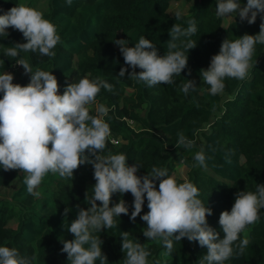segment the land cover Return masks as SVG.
Instances as JSON below:
<instances>
[{"label": "trees", "instance_id": "1", "mask_svg": "<svg viewBox=\"0 0 264 264\" xmlns=\"http://www.w3.org/2000/svg\"><path fill=\"white\" fill-rule=\"evenodd\" d=\"M169 1L72 0L69 5L65 0H47V8L39 11L56 26L60 36V42L53 49L55 56L38 52H21L16 58L4 56V47L26 42L21 32L9 28L7 36H0V60H3L0 73L10 72L13 83L28 84L31 74H26L22 66H15L18 59L24 58L33 71L52 72L60 94L75 71L79 79L99 77L111 84V91L101 86L95 102H106L113 107L103 120L118 142L112 144L107 139L100 155L124 154L129 166H138V176L146 175L154 166L167 169L172 176L176 164L185 163L190 169L186 181L198 188V198L211 209V215H206L207 223L222 238L218 223L221 211L231 210L237 191L254 192L256 184H264V44L255 45L248 76L243 80L225 78L221 94L209 93L200 71L208 68L225 38L234 40L244 34H257L261 14H257L252 24L237 14L223 26V17L216 15L217 0H184L191 3L190 13L181 14L180 19L175 13H168ZM238 2L244 6L247 0ZM18 3L19 0H0V14ZM190 20L194 21L197 31L190 37H180L176 43L183 48L181 41L190 39L196 45L187 51V66L180 75L172 77L171 84L149 87L128 76L133 69L125 64L114 40L123 39L132 47L144 36L163 55L168 51L172 25L179 24L186 29ZM121 67L127 69L124 77L118 76ZM187 80L194 81L196 87L185 94L181 88ZM141 108H144L143 114L139 112ZM90 114L96 115L92 110ZM127 118L138 127H132ZM207 124L208 132L202 133ZM178 133L194 141V147H175ZM199 133L203 138L201 144L197 140ZM197 151H203L206 166L193 167ZM86 155L90 154L86 152ZM93 173V166L85 163L74 170L72 178L54 175L51 192L43 199L45 208L39 211L33 205L34 194L27 191L25 175L0 167V186L9 184L15 177L22 181L12 196L13 202L0 199V246L17 249L29 264H69L67 254L61 251V241L73 239L67 226L76 218L77 205L89 207L85 193L89 197L93 194ZM175 179L178 183L185 182ZM121 199L128 207V214L115 217L116 227L93 233L103 242L101 249L108 264H124L123 232H128L129 239L150 252L148 264H200L206 248L196 241L173 238V251L167 254L162 243L144 237L146 223L140 215L148 211L146 198L141 214L134 221L129 218L134 199L131 193L112 194L110 206ZM15 204L19 206L17 211L13 208ZM65 208L70 209L66 217ZM259 216L258 222L240 233L233 245V255L224 264H264V208L259 210ZM14 217L15 226L8 225ZM244 238L249 244L241 254L237 245ZM95 264H100L99 260Z\"/></svg>", "mask_w": 264, "mask_h": 264}, {"label": "clouds", "instance_id": "2", "mask_svg": "<svg viewBox=\"0 0 264 264\" xmlns=\"http://www.w3.org/2000/svg\"><path fill=\"white\" fill-rule=\"evenodd\" d=\"M65 2L71 5L72 0ZM258 13L262 22L257 34H244L234 40L225 38L219 52L211 57L208 68L201 69L200 75L211 95L223 92L225 78L245 79L253 66L255 45L264 44V0H247L244 6L238 0H217L218 17L238 14L241 20L252 24ZM175 16L180 19L181 12L177 11ZM188 25L186 29L179 24L172 25L168 33V51L163 55H159L155 45L144 36L132 47L123 39L114 40L125 64L133 69L128 76L149 87L171 84L172 77L180 75L187 66V51L196 45L190 39L181 41L183 48L176 43L180 37L195 34L194 21L190 20ZM9 28L21 32L26 42L4 47V56L16 58L21 52L55 56L53 49L60 42V36L56 26L45 19L41 11L24 4L9 8L0 14V36H7ZM16 64L31 75L29 83L22 86L13 83L12 73H0V93L3 94L0 96V167L26 173L24 183L27 191L34 195H38L35 189L49 172L67 179L72 178L74 170L82 164L89 163L94 169L93 194L89 197L85 193L89 207L77 205L76 218L67 226L73 239L61 241V251L67 254L69 264H95L97 260L100 264H108L101 249L103 242L93 233L116 227L115 217L128 214L122 199L110 206L114 193H131L134 199L129 218L133 221L141 214L146 198L148 211L140 215L146 223L143 235L162 243L167 254L173 251V238L176 241L187 238L206 248L200 264H224L233 255V245L240 233L260 219L259 210L264 208V184H256L254 192L235 193L231 210L221 211L219 215L218 223L223 232L220 238L207 223L206 215H211V209L198 198L199 190L193 183H178L167 169L155 166L146 175L138 176V166H129L124 154L100 155L110 136L109 124L102 119L108 109L97 105V115H92L89 106L95 103L101 86L111 91V84L99 77L95 80L81 77L78 82L67 84L60 94L52 72L33 71L24 58L18 59ZM136 68L140 71H134ZM126 71L121 67L118 76L124 77ZM195 87L194 81L187 80L181 91L187 94ZM180 146L190 149L194 141L178 133L175 147ZM194 161L193 167L206 166L203 151L194 154ZM69 211L64 209L65 217ZM248 244L247 238L240 240L239 253L242 254ZM121 251L124 264H148L150 252L129 239L128 232L122 234ZM0 264H29V261L17 249L0 246Z\"/></svg>", "mask_w": 264, "mask_h": 264}, {"label": "rangeland", "instance_id": "3", "mask_svg": "<svg viewBox=\"0 0 264 264\" xmlns=\"http://www.w3.org/2000/svg\"><path fill=\"white\" fill-rule=\"evenodd\" d=\"M19 4H24L26 6L35 8L37 10H45L47 8V0H19ZM190 4L189 2H186L184 0H171L169 1V5H168V13L169 14H174L177 11H180L181 14H185L188 15L190 13ZM232 16L229 17H223V26H226L230 20H231ZM16 67H19L20 65H16ZM79 81V74L77 71L74 72V75L72 76V78L70 79L69 83H73V82H78ZM97 105H103L104 107H106L108 109V111L110 109H112L113 107L108 106V104L106 102H95L94 104L90 105L89 108L90 110L94 111L96 113V107ZM139 112L141 114H143L144 112V108L139 109ZM108 114V112H107ZM106 114V115H107ZM97 115V113H96ZM105 115V116H106ZM102 117V119H104V117ZM126 118V117H125ZM128 123L132 126L137 128L138 126L130 119L127 118ZM209 130V125H205V127L203 128V130L201 131L203 132H208ZM197 140L199 141V144H201V142H203V138L201 133L198 134L197 136ZM189 167L186 166L185 163L179 162L176 164L172 177L174 178H180L183 180H187L188 177V173H189ZM22 171L17 170V173L20 174ZM25 176L26 173L22 172ZM54 175L57 174H53L51 172H49L48 174L45 175V177L43 178L41 184L38 186L37 189H35V192L38 193V195H34V203L33 205L36 206L37 210L41 211L45 208V204L43 202V199L45 197H47L52 189V182L51 179L54 177ZM22 185V181L19 180L18 177H15L14 179L11 180V182L7 185H1L0 186V199L1 200H8L9 202H13V194L14 192L20 188ZM24 204V203H21ZM20 205V204H19ZM18 204H15L13 206L14 210L17 211L18 210ZM19 215V213L16 214V216ZM16 224V217H14V219H12L8 225L10 226H15Z\"/></svg>", "mask_w": 264, "mask_h": 264}, {"label": "built area", "instance_id": "4", "mask_svg": "<svg viewBox=\"0 0 264 264\" xmlns=\"http://www.w3.org/2000/svg\"><path fill=\"white\" fill-rule=\"evenodd\" d=\"M17 65V64H16ZM109 141L112 144H116L118 142L117 138L110 132V136L108 137Z\"/></svg>", "mask_w": 264, "mask_h": 264}]
</instances>
